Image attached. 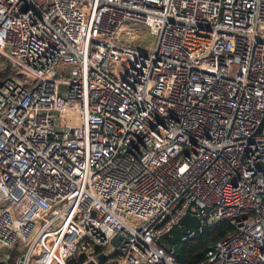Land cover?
<instances>
[{"label":"built area","instance_id":"built-area-1","mask_svg":"<svg viewBox=\"0 0 264 264\" xmlns=\"http://www.w3.org/2000/svg\"><path fill=\"white\" fill-rule=\"evenodd\" d=\"M187 213L264 264V0H0V264H179Z\"/></svg>","mask_w":264,"mask_h":264},{"label":"trees","instance_id":"trees-1","mask_svg":"<svg viewBox=\"0 0 264 264\" xmlns=\"http://www.w3.org/2000/svg\"><path fill=\"white\" fill-rule=\"evenodd\" d=\"M227 232L226 222H218L212 226H206L185 240H178L171 245L170 238L166 237L162 245L167 249L172 247L173 254L179 264H198L204 258L211 244L223 237ZM15 255L10 260L1 264H14Z\"/></svg>","mask_w":264,"mask_h":264},{"label":"water","instance_id":"water-1","mask_svg":"<svg viewBox=\"0 0 264 264\" xmlns=\"http://www.w3.org/2000/svg\"><path fill=\"white\" fill-rule=\"evenodd\" d=\"M181 223V228H175L171 235H170V243L171 245L174 244L176 241L180 240L181 236L183 234H186L187 232H189V230L192 227H197L199 226V220L198 218L191 214V213H187L180 221ZM117 241V239H116ZM103 255L100 254L98 256V259H102ZM80 264H96V262L94 260H88L86 262L80 263Z\"/></svg>","mask_w":264,"mask_h":264},{"label":"rangeland","instance_id":"rangeland-1","mask_svg":"<svg viewBox=\"0 0 264 264\" xmlns=\"http://www.w3.org/2000/svg\"><path fill=\"white\" fill-rule=\"evenodd\" d=\"M154 42H155V39L153 36L149 35L147 32H145L143 35H142V38L139 37L137 39V43L139 46H142V47H147L148 45L150 46H153L154 45Z\"/></svg>","mask_w":264,"mask_h":264}]
</instances>
